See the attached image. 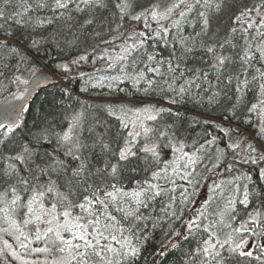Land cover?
<instances>
[{
	"label": "snow or ice",
	"instance_id": "snow-or-ice-1",
	"mask_svg": "<svg viewBox=\"0 0 264 264\" xmlns=\"http://www.w3.org/2000/svg\"><path fill=\"white\" fill-rule=\"evenodd\" d=\"M234 4L235 0H147L146 4L139 0H0V77L8 78L6 73L14 68L11 82L24 85L30 93L25 73L32 74L36 86L40 78L35 60L25 49L39 54L55 47L58 53L67 49L69 58L55 63L52 73L68 78L99 47L89 52L85 33L93 25L107 24V30L117 35L101 43L122 41L119 54L108 57L107 67H118L120 74L96 79L80 71L81 91L91 85L126 94L101 109L118 122L115 132L106 120L97 117L89 123L84 112H76L66 128L57 130L45 120L35 131L18 133L20 110L15 109V118L7 111L0 113V121H7L0 122V147L8 149L0 151V256L22 264H140L141 260L149 264L146 246L161 229L166 242L150 254V264L160 258L163 264L177 249L181 253L177 264H264V188L250 189L252 177L242 174L234 179L244 183L234 184L227 196L217 183L208 188L199 208H188L196 203L199 184L188 169L200 157L185 152L182 142L173 143L174 124L160 123L165 114L178 117L180 113L145 99L159 94L176 104L180 102L176 97L187 96L200 103L201 94L208 93V102L219 104L220 97L231 102L234 96L229 114L237 119L246 115L245 123L255 130L250 140L264 139V0L233 12L221 37L219 30H212L213 21ZM101 10L111 11V19H98ZM126 22L135 25L129 23L128 30L120 31ZM13 25L24 30L19 37ZM186 25L193 27V34H185ZM91 35L95 39L101 31L93 29ZM14 37L17 42L10 43ZM160 44L171 46L166 59L148 50ZM73 51L77 55L72 56ZM197 53L206 68L189 66ZM125 83L131 85V92L120 87ZM249 92L255 93V102H245ZM64 94L71 96L67 89ZM20 107L27 110L25 105ZM216 127L231 140V128ZM250 140L227 147L243 150L245 164H264V147L258 149ZM216 143L215 136L205 141L209 146ZM167 147L174 159L164 162L161 151ZM216 153L217 161L225 154L219 147ZM219 167V163L212 165ZM177 176L192 189L180 192L179 206L174 194ZM259 178L264 183V166L259 167ZM4 236L25 252L45 254V259L22 260ZM41 241L44 247H30ZM181 241L188 244L187 250Z\"/></svg>",
	"mask_w": 264,
	"mask_h": 264
},
{
	"label": "trees",
	"instance_id": "trees-1",
	"mask_svg": "<svg viewBox=\"0 0 264 264\" xmlns=\"http://www.w3.org/2000/svg\"><path fill=\"white\" fill-rule=\"evenodd\" d=\"M139 2L141 4H146L147 0H139ZM259 2L260 0H235V4L230 12L225 13L213 21L212 30H219L220 36L223 37L228 31L230 26L229 16L233 12H237L242 5L252 6L253 4H258ZM13 10L14 7L8 9L9 12ZM112 10L114 11V9ZM46 14L47 13H41V15ZM33 15H35V13H33ZM97 16L98 19H111V11L101 10L97 13ZM129 23L135 25V22H126L125 28L121 29L120 31L128 30ZM112 27H115L114 23L112 24ZM138 27L142 29L143 25L140 24ZM93 29L101 31V36L93 39L91 35ZM13 30L16 32V37H19L21 32L24 31L23 29H18L15 25H13ZM199 30V27L195 28V31L198 32ZM52 31L53 28L48 29V32ZM193 33V27L186 25L185 34ZM115 35H117V33L109 32L107 30V24H105L103 28L98 27V25H93L91 28H89L88 32L85 33V36L87 37V43L89 45L88 51L91 52L92 48L96 45H99V47L96 49L93 58L88 62H82L79 69L73 68L72 73L68 78H64L60 74L52 73V68L55 63L69 58L67 55V49L64 53H58L55 47H47L42 49L39 54H37L34 50L25 49L28 55L35 60V64L38 69L36 74L50 72L57 76L58 79L53 85L42 89L32 99L31 103L27 107V110L23 112L20 118L22 127L18 130V133H27L29 130L35 131L45 122V120H47L48 123L54 125L57 130L66 128L68 119H70L71 116L76 112H84L85 119L89 123H91L97 117L102 120H106L111 126L113 132L119 128L118 122L106 117V114H104L101 109L106 102L116 98H123L126 94L119 93L114 90L110 91L107 87H92L91 85L88 86L87 91H81V88L84 87V82L79 76L80 71H84L89 75H93L96 79L102 76L108 77L120 74L118 67L109 69L107 67V63L108 57H115L119 54V45L122 43V41L115 40L111 45L101 43V39L109 40ZM82 39H84V37H82ZM15 42L17 41L14 37L10 43ZM148 50L149 52L158 54V58L166 59L171 53V46L165 48L162 44H160L156 45L154 48L149 47ZM71 55L75 56L77 55V52L73 51ZM99 56H105V59H98L97 57ZM2 66V63H0V67ZM189 66L194 68L207 67V65L202 63L199 53H197L195 59L189 60ZM140 67H142V65ZM21 68H23V65H21ZM13 71L14 68L10 69L6 73L8 78L0 77V102L7 98L15 88L20 86L11 82ZM128 71H132V69L129 68ZM32 77L33 76L30 72L25 73V78L30 80ZM92 83H95V79ZM120 87L127 88L129 92L132 91L131 85L129 83L120 85ZM65 89L71 92V96H66L64 94ZM193 91L195 92V89ZM167 95L171 96V93ZM201 95L202 101L200 103L194 102L190 97L187 96L183 99L176 97V99L180 101L176 104L168 103L167 98L159 94H152L145 98L151 100L154 104H156L157 107L171 108L173 113H180L178 117L175 115L165 114L160 123L174 124V128L171 130L172 134L175 135V140L173 143L178 144V142H182L184 144L185 152L189 154L196 153L200 157V162L195 166L189 167L188 169L189 172L193 173V181H199L198 195L194 197V200L197 202L199 199H201V195L202 198H204V195L207 197V195H209L207 192L208 187L212 186L215 182L222 184L224 195L227 196L229 190L234 184L239 183L242 185L244 183L243 180L237 182L234 179L236 176H241L242 174L250 175L252 177V181L249 184L250 189H256L259 191V189L264 188V183H261L259 178V167L264 166V164L259 166L252 165L250 163L245 164L242 162L243 158L239 155L240 151H233L227 147L229 143L249 141L250 136L255 131L248 123H245L246 115L240 116L242 109L238 110L237 112V115L240 116L239 119L233 118L227 111V107H230L231 103H235V97L233 96L231 102H228L224 97H220L221 102L219 104H210L208 102L210 94L202 93ZM254 95V92H249L245 97V102H255ZM136 96L137 98H141L142 94L137 93ZM226 116L228 119H225ZM205 121H207V123H205ZM253 122H255V117H253ZM217 125L232 129L231 140L216 127ZM212 136L217 137L216 145L209 146L205 144V141L212 139ZM250 142L258 149L264 147V139L256 138L254 140H250ZM202 144L205 145V147L200 149ZM53 146L54 145H48L49 149H51ZM217 147L223 149L225 153L220 161H217L216 159ZM197 149H200V151L197 152ZM0 151L7 152L8 149L5 147H0ZM176 155H179V153ZM161 159L164 162L174 159V155L170 147L162 148ZM180 163L183 164L185 161L182 160ZM216 163H219L220 167L213 169L212 165ZM229 165H231V170H229ZM160 167H164V163H162ZM214 172H217V176L214 175ZM169 174H171V170H169ZM208 180L209 183H207ZM229 181H232V183L230 184ZM161 183L164 182L161 181ZM174 186L176 188L174 194L177 197V206H179L180 192L183 191L184 188H188V191H191L192 189L191 186H189L185 180H181L179 176L175 177ZM219 202L221 203L222 201L219 200L218 203ZM191 205L192 204H190L188 208H191L194 204L192 206ZM255 205H259L258 200L255 201ZM237 207L241 208L242 206L237 205ZM188 208L185 209V215H187ZM158 212L159 201L157 202V213ZM164 228L166 229L167 225H165ZM3 238L7 239L10 244L14 245L15 241L11 237L4 236ZM165 242L166 240L164 237V231L157 229L156 232L153 233V238L148 242L144 253V256L147 257L149 261V264L152 260V255L150 254L158 250L160 245ZM181 243L183 244L184 249L187 250L188 244L184 243L183 241H181ZM0 244H3L2 240H0ZM14 247L17 248V245H14ZM171 251H173L174 254L167 256V259L163 260V264H177V261L181 256L180 250L177 249ZM20 255L23 256L21 253ZM34 256L35 258H40L41 261L45 259V254H34ZM160 259H158L157 264H160ZM23 260H26L24 259V256ZM0 264H22V262L18 263L12 257H6L4 259L2 256H0ZM140 264H144V260H141ZM252 264H256V262L253 261Z\"/></svg>",
	"mask_w": 264,
	"mask_h": 264
},
{
	"label": "water",
	"instance_id": "water-1",
	"mask_svg": "<svg viewBox=\"0 0 264 264\" xmlns=\"http://www.w3.org/2000/svg\"><path fill=\"white\" fill-rule=\"evenodd\" d=\"M45 74V75H42ZM37 77H39V85L36 86L35 84L32 83L33 77L30 78V85H31V92H25L24 88L25 86L22 85L20 87H17L7 98H5L3 101L0 102V113H3L7 111L10 113L13 118H15L16 112L15 109H19L21 112V116L23 112L25 111L23 108H21V105H25L26 107L29 106L31 103L32 99L42 90L45 89L51 85H53L56 80L58 79L57 76L53 75L50 72H42L36 74ZM20 116V118H21ZM0 122H5L7 121H0ZM217 175V173H215ZM202 200V199H201ZM198 201L197 204H200V201Z\"/></svg>",
	"mask_w": 264,
	"mask_h": 264
},
{
	"label": "rangeland",
	"instance_id": "rangeland-1",
	"mask_svg": "<svg viewBox=\"0 0 264 264\" xmlns=\"http://www.w3.org/2000/svg\"><path fill=\"white\" fill-rule=\"evenodd\" d=\"M251 137V136H250ZM243 148V147H242ZM238 151H240V153H239V155L243 158L244 156L243 155H245V153H244V151L243 150H238ZM216 183H218V182H215L214 184H216ZM213 184V185H214ZM209 188V187H208ZM207 192H208V189H207ZM208 194H209V192H208ZM200 198H202V195H201V197ZM204 198H205V195H204ZM219 201V198H218V200H217V202ZM220 203V202H219ZM222 203V202H221ZM193 205V204H192ZM191 205V206H192ZM200 207V206H199ZM213 207H215V204L213 205ZM13 245V244H12ZM14 245H16V243L14 242ZM14 245H13V247H14ZM30 247H44V243L41 241V242H35L33 245H31ZM0 248H3V244H0ZM14 249L19 253V255H20V253L24 256V259H26V260H28V261H41L40 260V258L38 259V257L37 258H35V256H34V254L35 253H30V252H25V250H23V249H20L18 246H17V248H15L14 247ZM22 252H24V253H22ZM30 253V254H29ZM36 255V254H35ZM21 256V255H20ZM23 256H21V258H22V260H23ZM4 259L6 258V257H10V256H7V255H5V256H2ZM28 258H30V259H28ZM15 260V259H14ZM16 262H18V263H20V262H22L21 260H15Z\"/></svg>",
	"mask_w": 264,
	"mask_h": 264
},
{
	"label": "bare ground",
	"instance_id": "bare-ground-1",
	"mask_svg": "<svg viewBox=\"0 0 264 264\" xmlns=\"http://www.w3.org/2000/svg\"><path fill=\"white\" fill-rule=\"evenodd\" d=\"M20 86H22V85H20ZM20 86H19V87H20ZM15 89H16V88H15ZM15 89H14V90H15ZM14 90H13V91H14ZM13 91H12V92H13ZM12 92H11V93H12ZM11 93H10V94H11Z\"/></svg>",
	"mask_w": 264,
	"mask_h": 264
}]
</instances>
